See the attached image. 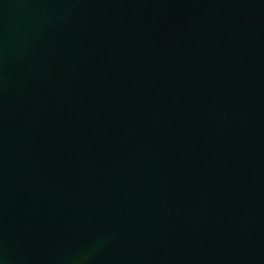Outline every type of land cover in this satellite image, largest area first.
Instances as JSON below:
<instances>
[{"label": "water", "instance_id": "1", "mask_svg": "<svg viewBox=\"0 0 264 264\" xmlns=\"http://www.w3.org/2000/svg\"><path fill=\"white\" fill-rule=\"evenodd\" d=\"M0 264H264V0H0Z\"/></svg>", "mask_w": 264, "mask_h": 264}]
</instances>
